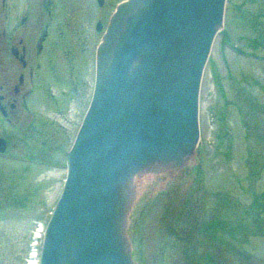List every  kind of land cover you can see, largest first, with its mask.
<instances>
[{
    "label": "rangeland",
    "instance_id": "rangeland-1",
    "mask_svg": "<svg viewBox=\"0 0 264 264\" xmlns=\"http://www.w3.org/2000/svg\"><path fill=\"white\" fill-rule=\"evenodd\" d=\"M83 90L86 103L89 84ZM55 111L33 118L24 111L23 133L0 122L9 140L0 154V264H27L38 223L47 224L79 118ZM199 124L187 166L164 169L137 194L134 264H264V0L226 1Z\"/></svg>",
    "mask_w": 264,
    "mask_h": 264
},
{
    "label": "water",
    "instance_id": "water-1",
    "mask_svg": "<svg viewBox=\"0 0 264 264\" xmlns=\"http://www.w3.org/2000/svg\"><path fill=\"white\" fill-rule=\"evenodd\" d=\"M227 0H123L95 51L38 264H134L130 216L200 138V88ZM0 138V154L6 151Z\"/></svg>",
    "mask_w": 264,
    "mask_h": 264
},
{
    "label": "flooded vegetation",
    "instance_id": "flooded-vegetation-1",
    "mask_svg": "<svg viewBox=\"0 0 264 264\" xmlns=\"http://www.w3.org/2000/svg\"><path fill=\"white\" fill-rule=\"evenodd\" d=\"M121 3L123 0H0V122L7 129L21 131L24 111L30 118L45 116L53 108L65 117L78 113L70 148L93 94L95 51L109 14ZM88 84L85 103L83 89ZM40 131L36 129L37 134ZM0 138L6 141V153L9 140ZM68 149L63 152L64 163Z\"/></svg>",
    "mask_w": 264,
    "mask_h": 264
},
{
    "label": "built area",
    "instance_id": "built-area-1",
    "mask_svg": "<svg viewBox=\"0 0 264 264\" xmlns=\"http://www.w3.org/2000/svg\"><path fill=\"white\" fill-rule=\"evenodd\" d=\"M38 227H36L33 239H34V243L32 245H34V248L32 250V252L30 253V261L27 264H38V258H39V254L40 251H38L37 247L35 248V241L38 238H42V234L44 231V226H42V224L39 222L38 223Z\"/></svg>",
    "mask_w": 264,
    "mask_h": 264
}]
</instances>
